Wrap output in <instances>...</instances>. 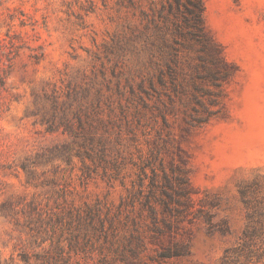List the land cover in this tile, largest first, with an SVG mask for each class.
<instances>
[{
	"label": "rangeland",
	"instance_id": "1",
	"mask_svg": "<svg viewBox=\"0 0 264 264\" xmlns=\"http://www.w3.org/2000/svg\"><path fill=\"white\" fill-rule=\"evenodd\" d=\"M168 1L0 0V264H264V0Z\"/></svg>",
	"mask_w": 264,
	"mask_h": 264
},
{
	"label": "trees",
	"instance_id": "2",
	"mask_svg": "<svg viewBox=\"0 0 264 264\" xmlns=\"http://www.w3.org/2000/svg\"><path fill=\"white\" fill-rule=\"evenodd\" d=\"M177 7L174 3L168 1V7L171 11H177L183 18L182 20L173 21V24H166L167 29L171 30L173 34L179 37H185L192 45L199 47L201 53L206 54L214 63L222 58L217 55L213 49L214 42L208 36L203 20V0H186L181 7L182 0H175ZM132 4V3H131ZM165 8V7H164ZM168 33V32H167ZM221 56V58L219 57Z\"/></svg>",
	"mask_w": 264,
	"mask_h": 264
}]
</instances>
